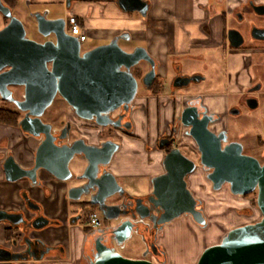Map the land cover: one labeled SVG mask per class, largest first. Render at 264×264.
I'll return each instance as SVG.
<instances>
[{
    "label": "water",
    "instance_id": "obj_1",
    "mask_svg": "<svg viewBox=\"0 0 264 264\" xmlns=\"http://www.w3.org/2000/svg\"><path fill=\"white\" fill-rule=\"evenodd\" d=\"M118 5L125 12L137 11L142 16L147 14L149 8L145 0H118ZM0 13L9 20L0 29V98L25 112L18 123L21 130L34 136L43 134L35 164L25 168L13 156H9L2 165L5 180H26L32 187L40 186L39 174L46 171L61 181L73 179L95 182L97 186L86 192H81L86 183L68 189L69 199L78 201L82 195L89 196V203L98 207L104 219L115 222V225L109 227L115 245L107 247L98 242L96 253L88 263L167 264L166 258L161 262L127 258L117 249L124 247L133 235L141 236L143 242H146L137 226L145 223L146 219L156 229L155 243L158 232L163 231L166 224L182 214L190 215L201 228L207 227L203 201L193 196L185 181V176L195 168L194 162L174 149L164 160L166 173L151 179V193L156 196L154 203L163 209L157 222V215L147 217L137 208L134 214L126 217L127 213L121 211L122 204L105 202L106 198L116 194L123 195L124 189L108 170L119 144L108 141L99 148H86L80 140L64 142L65 137H59L57 142L56 136L40 119L45 109L59 95L79 117L100 122L102 115L121 106L127 107L134 100L138 83L131 72L133 66L141 61L149 63L151 69L142 78V83L145 86L151 84L155 78L154 59L144 46H137L132 51L119 46L120 40H130L128 32H122L108 43L81 54V42L65 31L64 19H48L46 12L32 14L37 22L38 32L44 37L51 34L55 37V41L38 42L26 36L23 23L2 0ZM240 44L241 41L233 43L234 46ZM11 86L23 87L20 99L15 97ZM181 121L189 128L188 134L199 147L201 164L211 169L207 173V179L211 182L212 189L219 190L223 185L229 184L234 195H245L256 190L257 205L262 213L259 221L235 227L227 231L219 243L206 247L196 264H264V162L260 163L256 158L243 154L237 143L222 146L221 141L225 140V136L211 132L207 128L209 119L198 120L194 108H185ZM81 168L82 172L79 173ZM27 194H23L25 205L31 210L36 209L33 203L35 200ZM94 195L96 198H93ZM1 222L21 230L31 224L23 213L3 209H0ZM156 223L160 226L157 227ZM32 225L35 230H41L49 226L50 221L40 215ZM22 233H25L24 230ZM156 247L165 256V251L157 243ZM147 252L146 250L143 256ZM45 255L48 253L32 257L42 259ZM84 256L86 257L85 254ZM19 259L25 258L0 246V262L9 263Z\"/></svg>",
    "mask_w": 264,
    "mask_h": 264
},
{
    "label": "flooded vegetation",
    "instance_id": "obj_2",
    "mask_svg": "<svg viewBox=\"0 0 264 264\" xmlns=\"http://www.w3.org/2000/svg\"><path fill=\"white\" fill-rule=\"evenodd\" d=\"M112 1L115 4V0ZM233 1V6L220 13L222 27L219 33L215 32L210 21H205L202 27L204 35L201 37L187 35L186 38L189 39V42L178 53H169L163 62H159L151 56L154 59L155 78L149 86H145L142 83V78L151 69L149 63L141 61L133 66L131 72L137 80L138 87L134 100L127 107L121 106L108 112L105 116L102 115L99 122L96 119L79 117L64 99H62L63 105L53 106L55 99L59 96L57 95L53 103L41 115V121L47 124V128H50V132L56 136L57 142L59 141V137H65L64 142L72 143L80 140L82 146L86 148H99L103 143L108 141L119 144V149L114 153L110 161L109 171H111L110 166L114 157L123 147V139L125 137H130L140 142L144 155L143 167L158 169L160 171L158 175L166 173L164 160L172 150L178 149L182 153L179 144L189 145V147L198 153L199 161L197 162L195 159L182 153L195 164L194 170L185 176L187 188L195 198L199 197L191 188V177L202 171L207 178V173L211 169H207L201 164L199 147L196 141L188 134L189 128L182 124L181 114L185 108H194L198 120L203 118L209 119L207 128L216 135L223 134L225 136V140L221 141L222 146L237 143L241 146L243 154L254 157L260 163H263L264 141L262 137L257 136L255 143L249 147L245 141L246 137H236L231 134L229 126L224 122V119L228 118L229 115L232 117L242 115V108L248 110L258 109L260 98H264V0ZM2 2L11 8V12L15 16L14 8L6 1L2 0ZM77 3L79 5L86 4V7L99 6L100 11H103L104 8L109 6L110 2L102 3L101 0H63L57 3L42 5L34 9L32 14L46 12L48 19L62 18L65 21L66 28V13L75 8ZM53 9H57L60 12L57 14L56 12L53 13ZM93 9L95 8H92L91 11ZM32 14L30 18L37 30V22ZM207 15L210 17V11L207 12ZM2 17L4 23L0 29L6 26L9 21L5 16L2 15ZM84 19L87 24L94 23L93 21L91 22L89 17H85ZM38 34L41 36L38 42L55 41V37L52 34L47 37H44L39 32ZM114 36L115 34L106 37L105 39H108L106 42L93 44L92 48L108 43ZM98 38L100 37L95 35L87 37V39ZM239 41H241L239 46L233 45V43ZM83 43H81V54L89 50L82 49ZM135 47L137 46L127 49V51H132ZM217 51L224 57L225 76L223 77L224 84H222L223 88L221 90L223 92L219 91L217 94L214 92L202 94L190 92L189 87L191 84L200 83L206 79L201 72L191 69V63L195 60L206 63L207 60H214V55ZM140 66H143L142 70L139 69L141 68ZM14 87L17 86H11V89ZM139 88H142L145 92L143 98H139ZM2 101L8 102L3 99ZM12 107L0 106V108L18 113L17 125L11 127L17 130L21 138L16 143L10 140L0 142V170H2V165L9 156H13L22 167H32L35 164L37 150L43 138V134L34 136L21 130L18 123L25 116V112L19 110L13 103ZM236 129L240 130L241 128L236 126ZM29 141L32 142L29 143ZM72 164L73 162L70 163L71 166ZM82 165L83 168L84 162ZM82 168L79 173L82 172ZM153 177L149 178L150 183L147 190L143 193L130 192L125 186L120 185L119 180L115 177L117 183L124 189L123 195L116 194L111 198H106L105 202L108 204H122L121 211L127 213L126 217L134 214L136 208L140 209V213L147 217L157 215L155 218L157 222L158 218L163 214V209L154 203L156 196L151 193V179ZM39 183L40 186L34 187L28 184L32 188L41 189L47 197L49 196L48 184H53L57 192L61 191L63 186L65 187V202H68L67 206L70 205L73 209L69 218L64 222L78 221L86 227L87 237L84 246L86 261L93 259L98 242L107 247L115 245L112 241V230L109 229V227L115 225V222L105 220L103 213L98 207L89 203V196L82 195L78 201H72L68 197L69 188L86 183L81 191L86 192L97 186L95 182L73 179L61 181L46 171H41ZM22 193L27 194V191L22 190ZM93 198H96V196L94 195ZM33 203L36 209L31 210L25 205L23 199V207L14 211L23 213L24 218L28 219L31 224L22 229L25 232L24 234L20 228H14L13 231L17 234L12 239L13 246L7 247L11 251L21 254L25 258L24 260L32 256H39L42 253L59 254L64 251V245L61 241L54 245L47 244L38 234L42 230L34 229L32 222L36 217L44 215V212L42 206L37 201ZM196 208L198 209L199 206ZM93 210H96L102 219V225L98 228H90L87 223L88 214ZM186 216L191 218L190 215ZM49 221L50 225L47 228L62 226L63 222V220L58 218L49 219ZM137 226L144 234L146 240L144 249L148 251L146 256H142L141 258L153 262L163 261L166 257L156 247V243L154 242L156 229L153 228L152 222L146 219L145 223L138 224ZM156 226L159 227L160 225L156 223ZM16 246H19V248L17 251H14L11 247Z\"/></svg>",
    "mask_w": 264,
    "mask_h": 264
},
{
    "label": "crops",
    "instance_id": "obj_3",
    "mask_svg": "<svg viewBox=\"0 0 264 264\" xmlns=\"http://www.w3.org/2000/svg\"><path fill=\"white\" fill-rule=\"evenodd\" d=\"M4 1L13 8L20 2V0ZM61 1L63 0H28V4L36 6L37 9L42 5ZM101 1L102 3L110 2L103 11H100L99 6L86 7V4L79 5L77 3L75 8L67 11L66 19L70 14L77 16L87 37L95 35L100 38L104 36L102 32H99L101 28H105L102 27L105 22L104 19H109L111 26L107 32V37L128 32L130 40L134 38L138 42L142 41L141 46H144L148 53L159 62L165 61L169 53L176 54L183 49L189 42V39L186 38L187 35L203 36L202 27L205 21H210L215 32L219 33L222 27L220 13L234 5L233 0H145L149 8L147 14L142 16L137 11H129L135 12V15L123 11L118 5V0H115V4L112 0ZM92 8L95 9L91 11ZM209 11L210 17L207 15ZM85 17H89L94 23L87 24ZM3 23L4 19L0 14V27ZM20 138L17 130L0 123V142L10 140L16 143L19 142ZM123 141L122 149L114 157L110 166L111 172L118 180L121 178H145L146 176L150 178L160 174L156 168L143 167L144 155L139 141L130 137H125ZM31 142L29 141V143ZM48 186L49 196L47 197L44 195L45 192L39 188L30 187L26 181H6L3 171L0 170V209L13 212L23 207L22 190L27 191L29 197L42 206L46 217L63 220L62 226L41 229L42 231L38 232L39 236L47 244L54 245L61 241L64 245V251L59 254H48L42 259L31 257L27 260L19 259L9 263L0 262V264H89L84 256L87 237L86 227L80 225L78 221L64 222L69 218L73 209L70 205L67 206L68 202H65V187L63 186L61 191L57 192L53 184H48ZM13 229L14 227L8 223H0V246H13L12 239L17 234L14 233ZM11 248L17 251L19 246Z\"/></svg>",
    "mask_w": 264,
    "mask_h": 264
},
{
    "label": "rangeland",
    "instance_id": "obj_4",
    "mask_svg": "<svg viewBox=\"0 0 264 264\" xmlns=\"http://www.w3.org/2000/svg\"><path fill=\"white\" fill-rule=\"evenodd\" d=\"M36 9V6L28 5L27 0H20L14 8V13L24 25L26 36L36 41L41 39L35 24L32 22L30 15ZM56 14L60 11L53 9ZM135 15V12H129ZM138 15V14H137ZM104 25L99 32L104 36L98 39H87L82 44V49L92 48L93 44L106 42L111 22L104 19ZM109 26V27H108ZM93 34V33H92ZM130 35V34H129ZM91 36V35H90ZM89 38V36H88ZM105 40V41H104ZM142 41L137 40H120L119 46L124 50L134 46H141ZM217 51L214 60L194 61L191 63V69L201 72L206 79L200 83L191 84L190 92H214L217 94L222 90L224 84V57ZM212 62V63H210ZM207 65V66H206ZM209 65V66H208ZM206 66V67H205ZM141 67V66H140ZM143 66L139 69L142 70ZM17 99L22 97V87L12 88ZM223 92V91H221ZM139 98H143L145 92L142 88L138 90ZM60 106L62 98L58 96L53 106ZM0 106L12 107V103L4 102L0 98ZM220 109V108H219ZM242 115L231 116L224 119L225 124L230 128V133L236 137H246L245 141L249 147L255 143L257 136L262 137L264 141V98H260V106L256 110L242 108ZM236 126L241 129H236ZM182 153L198 161L196 153L189 145H180ZM264 161V158H262ZM150 179L145 178H121L120 185L125 186L130 192L143 193L147 190ZM191 188L194 193L203 201V209L206 215L208 225L205 228L198 226L190 217L186 215L179 216L173 222L165 225L163 231L157 235L156 243L165 251L167 264H196L201 253L206 247L219 243L223 235L235 228L248 223H254L262 218V213L257 205V191L245 195H234L231 193L229 184L223 185L219 190H213L211 182L204 176L202 171L191 177ZM104 224V223H103ZM82 225V223H80ZM84 226V224H83ZM146 242H143L139 235H133L118 252L127 258H141L145 253Z\"/></svg>",
    "mask_w": 264,
    "mask_h": 264
},
{
    "label": "built area",
    "instance_id": "obj_5",
    "mask_svg": "<svg viewBox=\"0 0 264 264\" xmlns=\"http://www.w3.org/2000/svg\"><path fill=\"white\" fill-rule=\"evenodd\" d=\"M65 31L68 34L77 37L81 43L87 40V34L82 30L77 16L73 14L68 15L66 19ZM87 223L90 228H98L102 225V219L96 210L89 212Z\"/></svg>",
    "mask_w": 264,
    "mask_h": 264
},
{
    "label": "trees",
    "instance_id": "obj_6",
    "mask_svg": "<svg viewBox=\"0 0 264 264\" xmlns=\"http://www.w3.org/2000/svg\"><path fill=\"white\" fill-rule=\"evenodd\" d=\"M18 113L9 109L0 108V123L15 126L17 125Z\"/></svg>",
    "mask_w": 264,
    "mask_h": 264
}]
</instances>
